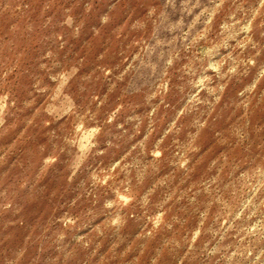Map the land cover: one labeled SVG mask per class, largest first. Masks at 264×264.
<instances>
[{
	"label": "rangeland",
	"instance_id": "374dc122",
	"mask_svg": "<svg viewBox=\"0 0 264 264\" xmlns=\"http://www.w3.org/2000/svg\"><path fill=\"white\" fill-rule=\"evenodd\" d=\"M0 257L264 264V0H0Z\"/></svg>",
	"mask_w": 264,
	"mask_h": 264
},
{
	"label": "clouds",
	"instance_id": "9594fccd",
	"mask_svg": "<svg viewBox=\"0 0 264 264\" xmlns=\"http://www.w3.org/2000/svg\"><path fill=\"white\" fill-rule=\"evenodd\" d=\"M114 6H115V5H113V7H114ZM109 11H111V9H109ZM107 16H108V13H105L103 16L100 17V21H101V23L106 22V20H107ZM92 31H95V27H93ZM165 88H166V85H165ZM110 119H111V117H109V120H110ZM159 154H160L159 152L156 153V155H159ZM105 207H111V204H110L109 202H106ZM8 259H9V262H11V261H13V260L16 259V258H15V257H9ZM2 261H3V258L0 257V262H2Z\"/></svg>",
	"mask_w": 264,
	"mask_h": 264
}]
</instances>
